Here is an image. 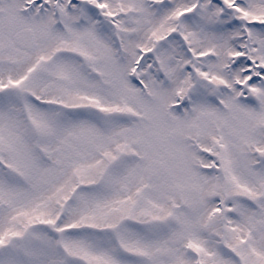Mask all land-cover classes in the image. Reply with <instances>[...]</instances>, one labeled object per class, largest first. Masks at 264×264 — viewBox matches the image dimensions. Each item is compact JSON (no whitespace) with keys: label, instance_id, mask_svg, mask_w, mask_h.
I'll use <instances>...</instances> for the list:
<instances>
[{"label":"snow or ice","instance_id":"snow-or-ice-1","mask_svg":"<svg viewBox=\"0 0 264 264\" xmlns=\"http://www.w3.org/2000/svg\"><path fill=\"white\" fill-rule=\"evenodd\" d=\"M0 264H264V0H0Z\"/></svg>","mask_w":264,"mask_h":264}]
</instances>
